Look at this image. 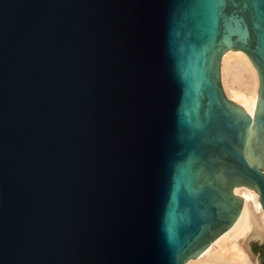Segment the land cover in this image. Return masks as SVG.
Listing matches in <instances>:
<instances>
[{
	"label": "water",
	"instance_id": "water-1",
	"mask_svg": "<svg viewBox=\"0 0 264 264\" xmlns=\"http://www.w3.org/2000/svg\"><path fill=\"white\" fill-rule=\"evenodd\" d=\"M236 185L264 212V0H0V264H184Z\"/></svg>",
	"mask_w": 264,
	"mask_h": 264
},
{
	"label": "bare ground",
	"instance_id": "bare-ground-1",
	"mask_svg": "<svg viewBox=\"0 0 264 264\" xmlns=\"http://www.w3.org/2000/svg\"><path fill=\"white\" fill-rule=\"evenodd\" d=\"M222 70L227 71L228 75L233 74L237 87L229 85V80L222 83ZM220 82L226 97L253 117L259 82L256 69L244 52L230 49L224 52L220 59ZM232 191L242 198L237 218L198 256L189 258L184 264H258L248 241L250 238L264 239V212L259 194L245 185H236Z\"/></svg>",
	"mask_w": 264,
	"mask_h": 264
},
{
	"label": "rangeland",
	"instance_id": "rangeland-1",
	"mask_svg": "<svg viewBox=\"0 0 264 264\" xmlns=\"http://www.w3.org/2000/svg\"><path fill=\"white\" fill-rule=\"evenodd\" d=\"M222 73H223L222 74V83L223 82L226 83V81L229 80V82H230L229 85H233L235 87L238 86L237 82L236 83L233 82V78H232L233 74L230 73L228 75V72L225 71V70H222ZM224 73H226V74H224ZM224 90H225V88H224ZM225 92H226V90H225ZM248 246H250L251 252H252V254H253V256H254V258L256 260V263L264 264V252H263L264 239H261V238H250L249 241H248ZM205 259H206V257L201 259V262H202V260L204 261Z\"/></svg>",
	"mask_w": 264,
	"mask_h": 264
}]
</instances>
